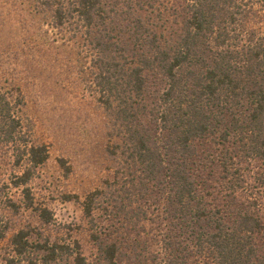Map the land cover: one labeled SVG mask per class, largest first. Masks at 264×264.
<instances>
[{
	"label": "trees",
	"instance_id": "16d2710c",
	"mask_svg": "<svg viewBox=\"0 0 264 264\" xmlns=\"http://www.w3.org/2000/svg\"><path fill=\"white\" fill-rule=\"evenodd\" d=\"M164 1L32 0L89 57L87 84L118 138L109 152L122 158L125 183L118 189L116 173L110 192L83 202L93 261L80 241L46 232L66 226L37 208L46 229L15 233L0 264H264V33L253 23L264 0ZM22 99L0 79V149L21 169L11 182L34 208L29 183L49 151L36 144ZM8 185L0 183L5 210L14 208ZM102 209H116L112 219L97 220ZM151 215L156 253L142 236ZM6 224L2 216L0 246Z\"/></svg>",
	"mask_w": 264,
	"mask_h": 264
},
{
	"label": "rangeland",
	"instance_id": "374dc122",
	"mask_svg": "<svg viewBox=\"0 0 264 264\" xmlns=\"http://www.w3.org/2000/svg\"><path fill=\"white\" fill-rule=\"evenodd\" d=\"M179 2L165 0L164 5L171 7ZM259 11L262 14L253 23L264 33L262 2ZM51 23L50 14L39 12L32 0H0V79L20 87L26 124L31 127L36 144L45 145L49 151L47 162L37 169L29 183L34 199V208H29L24 188H15L11 182L21 169L6 150L0 149V183L9 184L4 195L8 194L12 203L6 205L14 207L5 210L4 204L0 205V220L4 216L9 226L8 240L1 242L0 249H6L10 238L23 228L44 231L35 209L48 208L57 224L65 225L66 230L59 226L46 232L52 231L54 237L67 233L80 241L84 255L93 261L96 246L83 202L97 189L110 192L116 173L118 189L124 186L123 160L113 159L109 152L118 138H112L108 114L96 90L87 84L89 57L83 53L80 41L58 32ZM112 213L97 210L95 218L112 219ZM126 217V212H121L118 221ZM150 217L152 221L146 223V233L141 235L152 239V252L156 253L159 221L154 215ZM134 260V264L144 263L143 259Z\"/></svg>",
	"mask_w": 264,
	"mask_h": 264
}]
</instances>
